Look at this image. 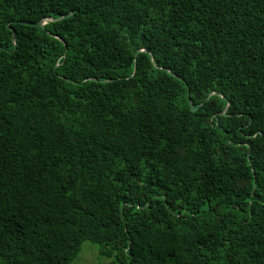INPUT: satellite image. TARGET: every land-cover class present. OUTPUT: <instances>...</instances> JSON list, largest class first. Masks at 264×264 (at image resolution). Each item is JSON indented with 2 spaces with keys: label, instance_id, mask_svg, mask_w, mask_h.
<instances>
[{
  "label": "trees",
  "instance_id": "obj_1",
  "mask_svg": "<svg viewBox=\"0 0 264 264\" xmlns=\"http://www.w3.org/2000/svg\"><path fill=\"white\" fill-rule=\"evenodd\" d=\"M86 241L264 264V0H0V264Z\"/></svg>",
  "mask_w": 264,
  "mask_h": 264
},
{
  "label": "rangeland",
  "instance_id": "obj_2",
  "mask_svg": "<svg viewBox=\"0 0 264 264\" xmlns=\"http://www.w3.org/2000/svg\"><path fill=\"white\" fill-rule=\"evenodd\" d=\"M90 245L87 241L82 244V249L73 264H96L99 262L96 248L94 245Z\"/></svg>",
  "mask_w": 264,
  "mask_h": 264
},
{
  "label": "water",
  "instance_id": "obj_3",
  "mask_svg": "<svg viewBox=\"0 0 264 264\" xmlns=\"http://www.w3.org/2000/svg\"><path fill=\"white\" fill-rule=\"evenodd\" d=\"M63 17V16H62ZM62 17H59V18H56V19H61ZM54 18H49V20H53ZM45 23V21H44V19L43 20H40L38 23H37V25L38 26H42L43 24ZM190 104H191V102H190ZM191 106H192V104H191Z\"/></svg>",
  "mask_w": 264,
  "mask_h": 264
}]
</instances>
